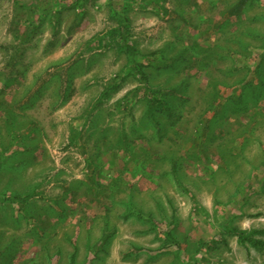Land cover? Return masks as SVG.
I'll return each mask as SVG.
<instances>
[{
	"label": "rangeland",
	"instance_id": "rangeland-1",
	"mask_svg": "<svg viewBox=\"0 0 264 264\" xmlns=\"http://www.w3.org/2000/svg\"><path fill=\"white\" fill-rule=\"evenodd\" d=\"M232 228L264 231V0H0V264H264Z\"/></svg>",
	"mask_w": 264,
	"mask_h": 264
},
{
	"label": "trees",
	"instance_id": "trees-1",
	"mask_svg": "<svg viewBox=\"0 0 264 264\" xmlns=\"http://www.w3.org/2000/svg\"><path fill=\"white\" fill-rule=\"evenodd\" d=\"M18 3V2H17ZM74 6H77L78 4L75 3L73 4ZM62 8H67L65 5H62ZM119 20H120V26L119 28L115 29L114 33H118V36L119 38L121 39L122 41V50L124 52L127 53V57L128 59L130 60V62H133L134 63V66H132L130 68V70H126L124 73H120L119 74V77L120 78H127V77H130L132 76L135 72H137V74L140 76V81L143 83H147V78H146V75L144 73V69L143 67H145L143 65V63L139 62L138 61V56L142 55L139 50L135 47V45L133 43H130L129 42V39H128V31H129V20L128 18H126L125 16H121L119 14ZM21 28V27H20ZM20 28L18 30H20ZM22 31V30H21ZM18 35H17V38H26L28 39L31 35V32H23V34H21L20 32H16ZM29 40V39H28ZM117 85L113 86L112 88L110 87L109 90L111 91L113 88H116ZM146 88L147 92L150 93V99H152V103L153 105L155 106H161L162 104H164V99L163 97L159 96V94L155 93V92H151L150 91V88L148 85H145L144 86V89ZM109 91V92H110ZM114 91V90H112ZM108 91L106 92H103L104 94H108L109 93ZM243 98H241L239 100V102L237 103V107L238 106H241L242 104H244L242 102ZM123 105L125 106H122L121 104L119 105V109L121 110L122 107H124V109H126L128 107V103H124ZM236 110V109H235ZM228 113V110L227 109H223L221 110L220 112H218L216 114V118H209L207 121V129L209 130L208 132V137H210V135L212 134V136H214V133H217L218 131V128L214 127L215 124H216V121L219 123L218 125H222V122L224 121V117L227 115ZM216 135V134H215ZM180 179V178H179ZM179 184L181 185L182 184V181L180 180L179 181ZM154 219V218H153ZM155 221H153L155 224H157L158 222H156L157 220L154 219ZM232 233H234L235 235H237L239 237V239L241 241H243V243L245 244H256L257 243V239L255 238V233H260V234H263L264 231H261V232H256V231H252V232H248V231H245V230H239L237 228H232L231 229ZM163 235H164V238H165V242L166 244H172L171 246H177L174 244L175 242V239H174V234L170 231V230H163L162 231ZM170 247V246H169ZM138 250H141V248H138ZM175 252L179 255L180 254V248H176Z\"/></svg>",
	"mask_w": 264,
	"mask_h": 264
}]
</instances>
